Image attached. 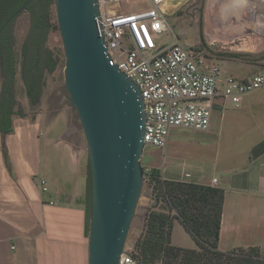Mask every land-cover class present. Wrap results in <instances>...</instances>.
I'll use <instances>...</instances> for the list:
<instances>
[{
  "label": "crops",
  "instance_id": "obj_1",
  "mask_svg": "<svg viewBox=\"0 0 264 264\" xmlns=\"http://www.w3.org/2000/svg\"><path fill=\"white\" fill-rule=\"evenodd\" d=\"M202 24L208 45L221 37L231 43L258 39L262 44H254L255 50L234 43L233 52L223 58L215 50L210 53L220 60L252 65L256 73L264 70V38L257 32L264 26V0H207ZM242 101L229 111L227 102L217 99L209 129L181 130L185 141L176 134L180 130H172L168 145L179 146L178 153L184 152L189 164L182 170L166 166L160 171L163 180L223 189L218 250L256 247L264 258V88L245 95ZM214 110L219 112V121L213 119ZM226 118L228 122H223ZM244 125L249 129L236 130ZM13 128L3 141L0 136V264H87L86 186L79 174L78 157L69 152V145L56 143L49 150L51 140L38 136L37 121L16 117ZM3 146L11 172L6 168ZM53 150L62 155L72 173L67 181L58 175ZM38 179L50 184L47 192L38 187ZM174 246L196 249V245Z\"/></svg>",
  "mask_w": 264,
  "mask_h": 264
},
{
  "label": "water",
  "instance_id": "obj_2",
  "mask_svg": "<svg viewBox=\"0 0 264 264\" xmlns=\"http://www.w3.org/2000/svg\"><path fill=\"white\" fill-rule=\"evenodd\" d=\"M33 1L27 0L6 24ZM54 12L65 57L64 88L88 153L87 264H120L144 184V102L106 52L96 22L98 0H54ZM257 32L264 38V26Z\"/></svg>",
  "mask_w": 264,
  "mask_h": 264
},
{
  "label": "trees",
  "instance_id": "obj_3",
  "mask_svg": "<svg viewBox=\"0 0 264 264\" xmlns=\"http://www.w3.org/2000/svg\"><path fill=\"white\" fill-rule=\"evenodd\" d=\"M27 0H0V136L14 131V118H26L16 99L15 83L19 76L22 91L32 107L39 105L45 89V78L53 74L58 57L46 46L50 31V9L54 0H34L26 10L29 30L16 49L12 20L6 22ZM232 57L238 58L233 55ZM35 121V115L30 119ZM6 168L11 164L3 146ZM143 178L150 185L151 199L162 205L161 211L148 210L143 230L133 244L129 256L136 264H264L256 247L220 252L217 248L220 230L223 189L195 183L163 180L161 172L152 168ZM86 219L84 234L88 239L91 210V180L88 164L86 187ZM176 220L196 245V249L171 244L172 222Z\"/></svg>",
  "mask_w": 264,
  "mask_h": 264
},
{
  "label": "built area",
  "instance_id": "obj_4",
  "mask_svg": "<svg viewBox=\"0 0 264 264\" xmlns=\"http://www.w3.org/2000/svg\"><path fill=\"white\" fill-rule=\"evenodd\" d=\"M121 1L126 0H98L96 22L112 63L137 86L144 102V148L164 150L172 130L206 132L217 99L237 106L242 96L264 88V70L246 79L224 77L204 50L182 44L167 22L175 13L169 5L178 0H144L146 9L125 14L118 9ZM37 185L48 191L44 180ZM120 264L136 263L126 252Z\"/></svg>",
  "mask_w": 264,
  "mask_h": 264
},
{
  "label": "rangeland",
  "instance_id": "obj_5",
  "mask_svg": "<svg viewBox=\"0 0 264 264\" xmlns=\"http://www.w3.org/2000/svg\"><path fill=\"white\" fill-rule=\"evenodd\" d=\"M206 2L207 0H178L171 3L169 5L170 13L172 11H175V13L167 17L169 26L178 35L185 47H199L204 50L208 56V61L211 64L218 66L221 72H223L225 75L231 74L232 76L238 78L243 76L252 77L253 74L255 75V73L258 71L252 65H244L242 64V62L238 61L220 60L216 57H213L212 53L215 50L217 52V57L223 58L225 54H228V52H233L231 50L234 46L232 44L234 43L246 44V48H251L250 50L256 49V47H253L254 44L262 43L259 42V40L256 38L246 39L245 41L235 40L234 43H231L230 41L221 39V37L220 39L217 38V40L213 43L214 45L205 44L206 29L204 24H202V21L206 8ZM118 5L119 11L123 14L144 10L148 7L147 3L144 0H126L121 1ZM49 23L51 24V27L46 38L45 46L59 58L57 69L53 74L46 76L45 89L38 106L32 107L29 103L27 104L25 100L26 97L24 96L22 91V83L19 76H17V80L15 83L16 99L22 107V110L26 114L25 119L30 121L31 117L35 115V121L39 122L38 136L40 138L43 136L42 138H48L51 140L49 150H52L56 143L57 144L55 146L60 147L69 145V147H66L73 156L78 157L77 166L79 167V174L82 177L81 181L83 182L84 186L87 187L89 164L87 146L76 111L69 103L68 94L64 88L63 71L65 66V57L53 7L50 9ZM29 24V15L26 12L15 19L13 23V35L15 38L16 49H19L20 45L24 41L29 30ZM162 40L167 41L164 36ZM124 45L127 46L126 43H124ZM207 48L212 53L206 51L205 49ZM243 98L244 96L241 97V102L238 104L239 106L242 105ZM226 102V106L230 107L228 110L232 111L233 109H231V106L235 105L230 101ZM214 118L219 121V112H216L215 110L213 112V119ZM246 118L245 120L247 121ZM225 121L228 122L227 118L223 119V122ZM242 121H244L243 118ZM50 123L53 124L51 125ZM248 129L249 127H247V125H244L240 126V128L236 130L246 131ZM176 134L179 136L178 138H181L182 141H185L184 137L186 136V134L184 131L180 130ZM49 150L46 149L45 151L48 152ZM179 150V146L173 143L171 145H168L167 143V146L164 150H160L157 148H144L143 155L140 160V165L142 167L146 166L155 168L159 171L161 170V167L166 166H172L173 168L177 167L178 170H182L183 168L185 169L188 167L187 164L189 163L186 161V154L184 152L183 154L178 153L180 152ZM61 156L62 155L60 153H57V151H54L52 154V157L56 160V170L58 171V175H61L67 181L72 173L68 168H66L65 162H62ZM48 157L50 160L51 155H49ZM49 160L47 163H49V168H51V163L49 162ZM46 185L48 188L50 187V184L47 183ZM71 186L69 187V189H72ZM71 189L70 192H72ZM82 194L84 195V192ZM150 194V185L146 180H144L142 193L139 198L135 216L133 218L131 228L127 236L125 248L126 252L128 253L133 251V244L143 230L147 211L151 209L161 211L163 208L161 204L155 205L154 201L151 199ZM171 238L172 245H190V247L192 248L195 246L192 239L185 233L181 225L176 220L172 222Z\"/></svg>",
  "mask_w": 264,
  "mask_h": 264
},
{
  "label": "flooded vegetation",
  "instance_id": "obj_6",
  "mask_svg": "<svg viewBox=\"0 0 264 264\" xmlns=\"http://www.w3.org/2000/svg\"><path fill=\"white\" fill-rule=\"evenodd\" d=\"M262 30V28H260Z\"/></svg>",
  "mask_w": 264,
  "mask_h": 264
}]
</instances>
